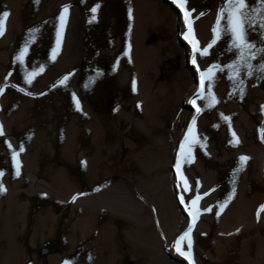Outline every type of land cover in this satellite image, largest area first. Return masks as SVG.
Listing matches in <instances>:
<instances>
[{"label": "bare ground", "instance_id": "6f19581e", "mask_svg": "<svg viewBox=\"0 0 264 264\" xmlns=\"http://www.w3.org/2000/svg\"><path fill=\"white\" fill-rule=\"evenodd\" d=\"M66 1L42 0V5L47 6L52 2L61 4L63 8ZM77 1L69 0V4L77 3ZM168 1L170 3L163 1L166 7L161 6L160 1H155L157 6L152 9L149 0H145L148 5L136 9L133 16L140 18L146 16L147 20L148 16H151L149 19L154 17L158 20L159 17L156 15L163 12L167 24L177 31L176 38H178L182 32H187L188 28L184 26L182 13L172 10L174 0ZM30 2V0H0V13L5 10L10 11L6 20L7 35L4 39L0 38V71L2 67L10 68L12 65L9 66L8 63L7 57L11 54L6 46L10 40L9 37L13 36L12 33L18 32L19 24L26 22L25 6ZM252 3L258 5V0H252ZM221 4L222 0L187 1V9H194L190 18H194L193 29L199 49H203L213 40L211 27L213 28L216 23ZM200 7L204 15H200ZM76 10L74 5H70L63 31L65 34L63 33L60 39L61 44L55 59L51 58L52 63L60 61L63 66L58 70L53 67L54 64L49 65V59H46L47 79L40 84L45 85L48 92L44 91L46 88L41 87L34 89L35 91L28 90L23 94L14 90H6L3 94L2 103L5 107L3 114L7 116L5 118L7 130L14 132L12 135L18 136L17 145L19 149L23 148V151H16L17 160L20 162V174L16 175V162L12 157L15 169L10 172V177H0L6 188V191L0 192V264H39L34 260L30 250L37 248L36 245L46 238H56L62 243L63 252L52 255L49 259L50 264H64L66 259L71 260V264H119L121 258L125 256H132L134 264L143 262V256L142 258L139 254L137 256L136 244L126 236L124 230L131 227L129 233L133 235V230L136 229L138 220L136 202L134 203L126 193H118L115 190V184L107 183L95 191L91 190L95 184L112 180L115 170L113 169L114 155L109 147L110 141L105 133L97 131L90 104L92 90L96 89L99 80L104 76L101 70V62L104 58L113 60L116 75L123 77L129 73L131 76L138 77L145 71L142 67L141 53L144 54L146 51L142 47L139 33L135 36L131 54H127L122 59L118 58V52L109 50L106 52L100 43L92 44L91 30H85L79 25L81 17L76 19ZM75 22H78L76 28H74ZM211 22L212 25H210ZM262 32L264 30L259 27V24L249 25L250 40L259 44L264 39ZM50 34L49 31L39 33L37 36L39 39L32 41L30 47L38 52L42 49L56 48L57 38L54 39V36ZM222 40L223 37L217 40L216 44L209 49L208 55H201L197 51L198 68L191 66V69L188 68L187 71V76L191 78V84H194V87L188 92L186 100L197 91L200 71L207 69L215 62H219L224 67V59L209 60L215 55L216 50L222 47L224 43ZM178 42L181 44L179 40ZM107 43L111 47L118 45V42L111 38ZM182 49L187 62L188 58L192 60V44L182 46ZM30 54H32L31 49L27 56ZM262 56L264 53L258 52L252 63L258 65ZM235 57L236 50L231 48L226 65ZM39 60L41 61V56H38ZM132 61L133 65L130 66ZM226 65L223 71L216 70V79L213 81L216 88L220 85V76L230 74ZM31 72L32 70L29 73ZM59 72L64 73V76L70 74L66 84H61L54 79ZM240 75L245 81L243 86L238 83V80L228 78L229 91L234 95L232 104L235 108L232 106L228 112H218L205 119V102L201 99L200 102L204 107L200 103L196 104L200 106L201 111L195 113L192 109L187 110L186 117L188 123L193 116H196L198 127L215 135L217 141L222 140L226 148L234 144L238 150L241 149L243 153L239 158L245 155L250 159L243 164L240 171L234 172L235 169L241 168L239 158L237 161L230 160L224 168L225 154L221 146L220 148L209 147L205 138L202 137L200 141L202 143H197L195 150L202 152L203 159L198 162L191 161V169L187 173L191 182L196 185V189L192 194L187 193L184 183L186 169L183 166L186 154L181 155L179 160V177L174 176L175 173L173 174L172 171V165L177 158L176 152L179 149L177 145L187 133L186 123L184 132L179 136L176 148L173 150L172 160L167 162V165L171 166V176L167 177L168 186L171 188V184L174 183L179 185L178 193L184 195L186 205L185 207L179 205L177 198H175L176 203L172 202L170 205L168 196L161 197L164 206L161 213L162 235L166 243L161 241L160 244L154 242V244H145L149 247L145 255H148L151 264L154 261L152 252H162L164 264H199V260L204 264H213L207 255L194 247H192L191 262L188 261L186 256L177 251V246L174 244L176 238L181 236L190 224L191 216L188 213L194 210L191 199L196 197L197 192L204 198L202 204L207 202L206 197L209 193H212V200L208 201L211 205L205 204L203 210H200L196 204L199 211L191 232L192 239H196L197 243L200 241L204 245H212L217 252L218 264H264V211L260 212L259 218L257 216L258 209L264 205V139L261 138L260 132V129L264 127V111L261 110V106H264V73L257 68L251 76L247 75L246 69L242 70ZM51 81H53L52 84H50ZM241 87L244 88L243 93L240 91ZM142 88L141 85L139 90ZM73 93L78 98L82 110L77 108ZM30 113L35 115L39 124L33 139L26 127ZM221 114L223 117H230V123ZM215 119L217 124L212 127L210 122ZM101 126L105 127L106 124L103 122ZM196 128L197 125L194 131ZM233 131L236 134L235 137ZM226 148L224 147L225 150ZM156 156L161 158L158 153ZM229 171L231 174L227 175L226 172ZM77 193L81 195L73 200V196ZM171 195L177 197L175 188ZM218 196H220V203L227 200L222 210L215 200ZM209 207L212 211H207ZM217 212L220 213L219 216L216 215ZM212 214V221H209L208 218ZM202 221L207 223L208 227L205 232L199 233L203 225ZM149 236L153 237L151 233L148 236L146 234V237L149 238ZM212 237L216 239L215 242L211 240ZM186 241L187 239L180 244L183 251H187ZM51 243L55 245L54 242ZM157 245L164 250L157 251ZM38 251V257L46 259L54 250L48 252L45 258L40 256V249ZM173 257L179 258L181 262H176Z\"/></svg>", "mask_w": 264, "mask_h": 264}, {"label": "rangeland", "instance_id": "374dc122", "mask_svg": "<svg viewBox=\"0 0 264 264\" xmlns=\"http://www.w3.org/2000/svg\"><path fill=\"white\" fill-rule=\"evenodd\" d=\"M30 1L31 2L27 4L29 6L27 8V5L25 6V11L27 9V14L24 16V18L27 19L26 22L23 23L22 20H20L22 23L19 24L18 32L12 33L13 36L9 37L10 40H8V45L6 46L9 50V54H11L10 57H7L9 58L8 63L9 66L10 64L12 65L10 68L7 67L8 69L2 67L0 71V88H3V92L0 93V123L3 124L4 132L3 135H0V171L3 172V176L5 177H10V172L15 169V165H13L12 161V153L13 149L19 152L20 147L17 145V140H19L17 139L18 136L12 135L14 132L11 133L7 130L5 124V118L7 116L3 114L5 110L4 104L2 103L3 94L6 90L19 91L23 94L28 90H36L41 87L46 88L44 91L47 93L48 88L40 84L47 79L45 75V71L48 69L45 64L46 59H49V65L54 64L51 60V58L53 59V48L46 50L42 49L38 52L30 47L32 54L26 56L24 63L18 61L16 56L24 43L29 41L30 29L38 28L37 32L32 33V35H35L36 39L39 33L48 31L54 36V39H56L57 29L60 27V13L63 10L62 6H60L61 4H54L52 3L53 1L47 6L42 5V0ZM155 1H160L161 6H165L161 0H149L152 9L157 6ZM97 3L100 4V8L96 14L97 18L93 20L91 9ZM64 5H74L77 8L75 17L76 19L81 17L79 25L85 30L90 29L92 34L90 39L93 41L92 44L96 45L100 43L101 47L106 52H108V50L116 51L118 52V58H125L127 54H131V50L135 44V36L138 33L141 37L142 47L146 51L144 54L141 53V60H143L142 67H144L145 71H143V74H139L138 77L131 76L126 72L123 77L121 75H116L115 63L110 58H104L101 62V70L104 76L99 80L96 89L92 90L90 107L97 124V131L105 133L110 141L109 147L114 155L113 169L115 170V175L111 178L112 180H105L103 183L95 184L91 190L95 191V189L101 188L107 183L115 184V190L118 193H126L133 199L134 203L136 202V206L138 207L136 229L133 228V235L129 233L131 227H127L124 230L126 236L130 237L136 244L137 256L138 254L141 258L143 256L142 264H151L149 263L148 255H145L149 248L148 245L145 246V244L153 242L155 244H160L161 241H163L164 244L166 243L162 235L163 225L161 213L164 206L162 205L161 197L168 196L171 203L170 205H172V202L176 203L175 196L171 195L173 186L172 184L171 188L168 186L167 177L168 175L171 176V166L170 164L167 165V162L172 160L173 150H175V146L180 138L179 136L184 132V126L188 120L186 117L187 110H191L190 104L188 103V106L186 105L185 98L188 92L193 89L194 84H191V78L187 76L188 68H186L185 52L176 38L177 31L170 28L169 24H167L163 12L160 11L161 13L156 15L159 17L158 20L154 17L149 19L151 16H148V20L146 16L144 18L133 16L136 9L148 5L145 0H78L77 3L73 2V4H69V0H67ZM130 8L132 10L131 17L129 16ZM199 9L200 13H202L203 9L201 7ZM155 22L157 23L155 24ZM150 23L153 24L148 25ZM77 24L78 22L74 23V28H76ZM210 25H212V22ZM211 29L213 28L211 27ZM92 30L94 32H92ZM63 31L60 39L63 37ZM6 33L5 31L4 35L0 36V38L4 39L7 35ZM211 36L214 38V34ZM110 38L118 42L117 47H111L110 44L107 43ZM222 43V47L216 50L215 55L209 58V60L219 61V59H224L225 63H223V68H225L232 46L227 37H223ZM225 55L227 57H225ZM38 56H41V61H38ZM40 65H43V71H39L38 74L35 75L36 77L34 76L33 79L38 77L35 79L36 81L34 80L33 82L32 79V82L28 83L25 79L26 75L32 69L38 68ZM132 65L133 61L130 66ZM62 66V62L55 61L53 67L59 70ZM133 75H135L134 72ZM63 76L64 73L59 72L54 79L60 83ZM228 78L229 75L225 76V74H222V76H220L221 80L219 87L216 88L213 84L212 92L216 96L217 102H214L211 107H206L205 105L207 102L204 101L205 119L208 116H212V114H218V112H228L232 106L235 108V105L232 104L234 95L229 91ZM38 79H40V81H37ZM133 81H135V87H133ZM52 83L53 81L50 82V84ZM141 85L144 89L142 88L139 90ZM21 88L24 90L21 91ZM38 97L41 98L39 95ZM200 100L201 99L198 98L197 103H200L201 106L204 107ZM30 114L28 117L30 119H28L26 127L33 139L37 133L36 130L39 124L35 115H32V113ZM103 122L106 124L105 127L101 126ZM197 122L198 121H196L195 124L197 125L195 130L197 139L202 141V139L205 138V142L209 147L217 146L220 148L221 146L223 154H225L223 161L224 168L230 160H238L240 154L243 153L241 149L238 150L234 144L226 148L222 140L217 141L215 135L210 132L208 133L207 130L202 129V127H198ZM210 124L214 127V125L217 124L216 119L212 120ZM8 142H10L11 148ZM195 145L192 148L191 156L186 154V158L183 161V166L186 169L185 178L188 182L186 191L189 194H192L196 189V185L191 182L187 174L191 169V161L193 162L196 160V162H198L203 159L201 158L202 152H197L195 150ZM224 147L227 150H225ZM156 153H158L161 158L156 156ZM203 162L204 161H202V163ZM226 173L227 175L231 174L230 171ZM206 198L207 202L203 204L204 198L201 197L197 201V206L200 210H203L205 204L211 205L208 201L212 200V193H209ZM219 198L220 196L214 199L216 203L219 204L218 207L220 208L221 203ZM193 199L194 197L191 199V204ZM167 204L169 203L167 202ZM212 217L213 214L208 220L212 221ZM204 221L206 222V220ZM205 222H203L199 233H203L207 229L208 226ZM150 233L153 237H146V234L148 236ZM211 240L215 242L216 239L212 237ZM49 241L55 243L56 251L51 252L46 259L39 258L38 250L44 243H48ZM192 241V247L197 248L199 252H203L207 255L208 258L212 260L213 264H218L217 252L212 245H204L200 241L197 243L194 238ZM36 247L37 248L30 251L33 254L34 260L39 262V264H50L51 261L49 259L52 255L63 252L61 240L56 238L42 239ZM159 249L161 248L157 245V251ZM185 249H187V241ZM151 255H153V264H164L162 252H152ZM134 262L132 256H125L121 258L119 264H134ZM199 262V264H204L201 260H199Z\"/></svg>", "mask_w": 264, "mask_h": 264}, {"label": "snow or ice", "instance_id": "6c2138e0", "mask_svg": "<svg viewBox=\"0 0 264 264\" xmlns=\"http://www.w3.org/2000/svg\"><path fill=\"white\" fill-rule=\"evenodd\" d=\"M174 3L178 4V6L181 8L184 14V23L187 25V32H182L181 34L184 36L186 40L190 44L193 45V53H192V63L196 64V53L197 51L200 52L201 55H208L209 49L213 47V45L216 44L217 40L221 39L222 37H227L229 39L230 44L232 45V48L236 50V57L235 59L231 60V62L226 65V67L229 69V79H235L238 80V83L243 86L245 84V81L243 77L240 75L242 70L247 71V75L251 76L255 73L257 68L261 73H264V56L261 57V61L258 65H254L252 63V60L256 59L257 53H264V39L261 40V42L258 44L255 41H252L249 39V25H256L259 24V27L264 30V0H258V5H254L252 3V0H222L221 7L218 10L216 23L213 26V34L214 38L213 40L203 49H197L196 45L198 43L195 35H194V29H193V19L191 17V12L194 11V9H187V0H174ZM100 8V4H96L91 9V12L93 13L92 19L95 20L97 18V13ZM70 5H64L63 10L60 13V27L57 29V46L52 50L53 53V59H55V56L57 54V50L60 47L61 44V34L66 26V20H67V14L69 12ZM132 10L129 9V16L131 17ZM205 13H200V15H204ZM10 15V11L5 10L2 13H0V36H3L6 31V20L7 17ZM198 18V17H197ZM38 31V28H33L29 30V41H26L23 45V47L18 52L16 59L20 61L21 63L25 62L26 56L30 50V42L34 41L36 39L35 35H32V33H35ZM262 37H264V32H262ZM231 50V49H230ZM216 70L223 71V67L220 65L219 62H215L212 65H210L207 69L200 71V87L197 90L196 93L193 94L192 99L189 101L192 104H196V99L200 98L204 101H206V107H211L214 102H217V98L212 92L213 88V81L216 79ZM39 71H43V65L38 66V68L32 69L31 73H28L25 77L28 83L32 82V79L36 74H38ZM199 71V69H198ZM70 75V74H69ZM69 75H65L61 80V84H66ZM207 82V83H206ZM133 87H135V81H133ZM207 87V91H205V88ZM24 89L21 88V91ZM241 93L244 92V88L241 87L240 89ZM3 92V88H0V93ZM73 99L76 100V106L77 108H81L80 102L78 98L76 97L75 93L72 94ZM261 110L264 111V106H261ZM201 108L197 107V112H200ZM223 117V114H221ZM224 119L228 120L230 123V117H223ZM196 124V116L192 117L191 125L188 127L187 133L185 134L183 141L181 142L179 146V153L181 155L187 154L188 156H191L192 154V148L195 144L199 143L200 141L197 139V134L194 131ZM231 126V125H230ZM261 132V138L264 139V127L260 129ZM3 124L0 123V135H3ZM233 136L235 137L236 134L233 131ZM239 142L238 139L236 141ZM9 143V147L11 148V144ZM23 151V148L20 149ZM250 159V157H247L245 155H242L239 160L241 164V168L235 169L234 172L242 170L243 164ZM13 160L16 162V175L18 176L20 174V162L17 160V152L15 149H13ZM176 167L179 169L180 167V161L179 158L176 162ZM3 176V172L0 171V177ZM235 183V181H233ZM185 186H187V180L184 178ZM6 191V188L4 187L2 180H0V192ZM235 192V189L233 188V193ZM81 195V193H77L73 196V200L76 199V196ZM200 194L197 192L196 197L192 200L193 205V211L190 213L193 217V222L195 221L197 212L199 211L198 208H196L197 201L200 199ZM231 196L229 197V199ZM184 201V197L181 196V202ZM227 203V200L220 204L221 210L224 207V204ZM207 211H212V208L209 207ZM261 211H264V205H261L258 209L257 216L259 218V214ZM219 212L216 213L217 216H219ZM193 231V224H189L187 227V230L183 232V234L179 237V239L175 242V246H177V251L180 252L181 255H184L191 259L192 256V237L191 232ZM239 231V229H237ZM187 239V251L181 250L180 244L182 241H185ZM64 264H71V260L66 259L64 261Z\"/></svg>", "mask_w": 264, "mask_h": 264}, {"label": "water", "instance_id": "95a60500", "mask_svg": "<svg viewBox=\"0 0 264 264\" xmlns=\"http://www.w3.org/2000/svg\"><path fill=\"white\" fill-rule=\"evenodd\" d=\"M162 1H166V2H168V3H170V1H168V0H162ZM172 10H177V8L174 6V4L172 5ZM178 11V10H177ZM181 44L184 46V43L183 42H181ZM187 68H190L191 69V67H190V64H189V61L187 62ZM198 81V80H197ZM179 146V145H178ZM174 165V164H173ZM172 165V166H173ZM174 168V166L172 167V169ZM55 248H56V246L53 244V243H51V242H49V243H46V244H44L41 248H40V256H42V257H46L47 256V253L48 252H50V251H53V250H55ZM171 255V254H170ZM173 260H175L176 262L178 261V262H181V260L179 259V258H175V257H173Z\"/></svg>", "mask_w": 264, "mask_h": 264}]
</instances>
